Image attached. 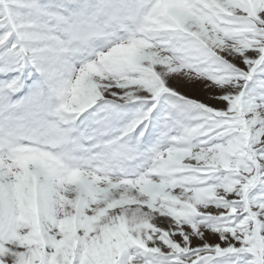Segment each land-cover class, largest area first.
Instances as JSON below:
<instances>
[{
	"label": "snow or ice",
	"instance_id": "6c2138e0",
	"mask_svg": "<svg viewBox=\"0 0 264 264\" xmlns=\"http://www.w3.org/2000/svg\"><path fill=\"white\" fill-rule=\"evenodd\" d=\"M0 264H264V0H0Z\"/></svg>",
	"mask_w": 264,
	"mask_h": 264
}]
</instances>
